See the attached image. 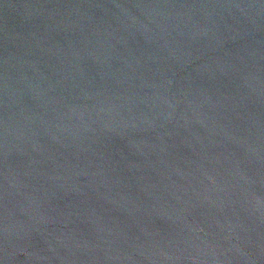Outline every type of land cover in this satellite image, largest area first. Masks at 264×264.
<instances>
[{
  "label": "water",
  "instance_id": "obj_1",
  "mask_svg": "<svg viewBox=\"0 0 264 264\" xmlns=\"http://www.w3.org/2000/svg\"><path fill=\"white\" fill-rule=\"evenodd\" d=\"M0 264H264V0H0Z\"/></svg>",
  "mask_w": 264,
  "mask_h": 264
}]
</instances>
